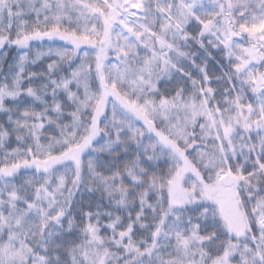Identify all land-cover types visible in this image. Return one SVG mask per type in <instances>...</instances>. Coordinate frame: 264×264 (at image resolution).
<instances>
[{
  "label": "snow or ice",
  "instance_id": "obj_1",
  "mask_svg": "<svg viewBox=\"0 0 264 264\" xmlns=\"http://www.w3.org/2000/svg\"><path fill=\"white\" fill-rule=\"evenodd\" d=\"M0 264H264V0H0Z\"/></svg>",
  "mask_w": 264,
  "mask_h": 264
}]
</instances>
